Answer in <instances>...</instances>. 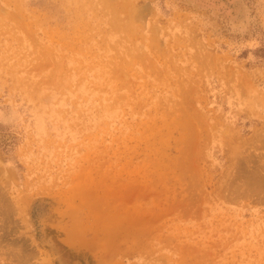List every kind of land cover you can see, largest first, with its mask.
<instances>
[{
	"label": "rangeland",
	"instance_id": "374dc122",
	"mask_svg": "<svg viewBox=\"0 0 264 264\" xmlns=\"http://www.w3.org/2000/svg\"><path fill=\"white\" fill-rule=\"evenodd\" d=\"M0 264H264V0H0Z\"/></svg>",
	"mask_w": 264,
	"mask_h": 264
}]
</instances>
